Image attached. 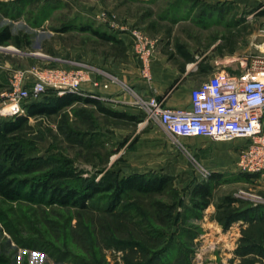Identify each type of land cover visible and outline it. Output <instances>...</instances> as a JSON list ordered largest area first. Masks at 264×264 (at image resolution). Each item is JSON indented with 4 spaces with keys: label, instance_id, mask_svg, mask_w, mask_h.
<instances>
[{
    "label": "rangeland",
    "instance_id": "obj_1",
    "mask_svg": "<svg viewBox=\"0 0 264 264\" xmlns=\"http://www.w3.org/2000/svg\"><path fill=\"white\" fill-rule=\"evenodd\" d=\"M259 6V0H0V30L8 27L21 41V46L12 40L0 44V92L17 79L30 87L36 72L59 66L84 70L88 76L99 73L111 82L127 80L121 86L138 109V120L126 121L101 114L91 103L74 102L54 114L29 117L6 143L45 160L36 172L68 164L66 182L71 185L133 173L171 176L159 195L128 192L123 200L130 205L126 217L96 209L46 211L42 204H16L0 197V215L14 228L9 233L0 222V264H264V215H236L226 227L217 219L226 196L236 199L231 206L238 213L247 208L264 211V171L249 173L237 165L244 139L169 134L155 120L143 121V112L133 103L137 96H158L138 95L129 85L133 67L150 78L149 64L157 52L177 67L197 62L191 72L198 82L194 86L222 68L227 57L261 52L257 45L264 42V10ZM85 26L112 34L119 42L81 29ZM137 35L150 42L147 63L134 45ZM47 90L55 92L53 87ZM101 101L111 107L106 97ZM3 107L0 101V122L12 117ZM199 182L211 187L202 209L191 199ZM157 202L171 214L158 215ZM46 218L63 227L51 231ZM147 226L160 232L148 234ZM34 237L69 255L23 245ZM166 238L171 248L153 258L149 252L165 246Z\"/></svg>",
    "mask_w": 264,
    "mask_h": 264
},
{
    "label": "trees",
    "instance_id": "obj_2",
    "mask_svg": "<svg viewBox=\"0 0 264 264\" xmlns=\"http://www.w3.org/2000/svg\"><path fill=\"white\" fill-rule=\"evenodd\" d=\"M81 29L89 30L91 33L104 40L119 42L115 36L105 31H99L90 26L81 27ZM8 40H12L16 46H21L19 37L12 35L8 27H4L0 30V44ZM25 43L29 44L27 36H25ZM178 49L180 50L179 46ZM49 91L50 90H47L42 95L43 97L45 96L44 98L32 99L29 102L26 100L23 104L25 110L24 114L15 115L0 122V146H3V149L0 151V197L4 201L14 202L16 204L18 202L27 201L29 204L35 206H40L42 204L44 208L46 207V211H53L55 207L72 208V210L77 209L83 212L96 209L104 215L118 214L126 217L129 213L126 209L130 205L128 203H123V200L124 197L128 195V192L139 194L142 197H151L152 195L161 194V189L171 180V176L169 175L133 173L115 179L99 178V180H94L91 178L84 184L71 185L66 182L71 175L68 164L64 165L63 168H48L36 172L35 167L44 163L45 160L42 162L40 159L28 157L23 150L19 148L14 149L11 143H6L9 137L15 136L14 133L23 129L29 117L47 116L58 112L61 108L71 105L74 102H82L91 103L98 112L106 116L120 118L126 121L138 120V116L116 111L94 97L81 96L71 92L58 95L56 92L50 91L51 94H48ZM92 133L96 132L92 131ZM218 176L219 174H213L212 178ZM102 193L108 194L102 195ZM210 197L211 187L207 182H199L191 191L192 203L195 207H199L200 209L208 204ZM103 201H105L104 204H100ZM234 201H236L235 198L226 196L222 202V206H219L222 208L218 212L217 219L224 227L228 226L236 218V215L244 219L262 218L264 215V211L259 213L258 208H247L245 211L238 213L237 209L231 206ZM155 205L158 209V215L163 214L169 216L171 214V211L168 212V210H166L168 207L161 205L160 202H157ZM5 219V216L1 214L0 222H2L3 228L9 233H14V228L10 225L11 222ZM50 220V218H46L44 222L47 228L52 231L56 229L58 224ZM147 227V229H149V232H147L148 234L152 233V235H155L160 232L156 227ZM158 236H153V238H158ZM158 240L161 239L158 238ZM168 240L169 238L165 239V246L162 244L158 249L149 252L153 258L154 256L163 254L166 249L171 248L170 245L172 243H168ZM26 241L28 242L26 243ZM26 241L23 245L44 249L51 255L56 254L57 256L60 253L62 256L69 255L67 252H62V250L56 248L55 245L50 244L46 239L41 240V238L37 239L34 237ZM132 243L133 242L130 244L133 245ZM143 250L147 252V250ZM3 261L4 260L0 258V262Z\"/></svg>",
    "mask_w": 264,
    "mask_h": 264
},
{
    "label": "built area",
    "instance_id": "obj_3",
    "mask_svg": "<svg viewBox=\"0 0 264 264\" xmlns=\"http://www.w3.org/2000/svg\"><path fill=\"white\" fill-rule=\"evenodd\" d=\"M134 45L147 63L149 40L137 35ZM257 47L261 52L227 57L222 68L191 87L188 106L169 107L156 96H137L133 103L143 112V121L155 120L174 136L213 140L243 138L238 147V168L249 173L264 171V42ZM88 80L84 70L53 66L36 72L30 87L21 85L17 79L8 90L0 92V101L4 103L5 114L13 117L24 110L27 99L39 98L50 87L58 95L71 92L101 98L84 91L82 83ZM201 171L208 173L205 167Z\"/></svg>",
    "mask_w": 264,
    "mask_h": 264
},
{
    "label": "crops",
    "instance_id": "obj_4",
    "mask_svg": "<svg viewBox=\"0 0 264 264\" xmlns=\"http://www.w3.org/2000/svg\"><path fill=\"white\" fill-rule=\"evenodd\" d=\"M259 3V10H264V0H259ZM196 63L190 61L185 67H177L172 65L165 55L157 52L149 64L150 78L144 77L138 67H133L129 85L138 95H157L166 106H188L190 89L198 83L191 78V72L196 69ZM94 80L98 82L93 84ZM124 80L122 81L120 78V82H111L100 76L99 73L93 72L89 74V80L82 83V88L89 94L99 95L101 100L104 97L109 99L111 102L108 103L116 111L136 115L138 109L133 107L131 98L121 86L128 85V81Z\"/></svg>",
    "mask_w": 264,
    "mask_h": 264
},
{
    "label": "bare ground",
    "instance_id": "obj_5",
    "mask_svg": "<svg viewBox=\"0 0 264 264\" xmlns=\"http://www.w3.org/2000/svg\"><path fill=\"white\" fill-rule=\"evenodd\" d=\"M5 48H6V47H5ZM8 48H10V49H11V47H10V46H9V47H7V49H8Z\"/></svg>",
    "mask_w": 264,
    "mask_h": 264
}]
</instances>
